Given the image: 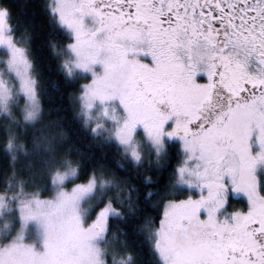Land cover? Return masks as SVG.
Masks as SVG:
<instances>
[{"label":"snow or ice","instance_id":"6c2138e0","mask_svg":"<svg viewBox=\"0 0 264 264\" xmlns=\"http://www.w3.org/2000/svg\"><path fill=\"white\" fill-rule=\"evenodd\" d=\"M16 7L0 264H264V0H41L47 65Z\"/></svg>","mask_w":264,"mask_h":264},{"label":"trees","instance_id":"16d2710c","mask_svg":"<svg viewBox=\"0 0 264 264\" xmlns=\"http://www.w3.org/2000/svg\"><path fill=\"white\" fill-rule=\"evenodd\" d=\"M15 8L17 21L22 27H31L35 32L34 49L35 56L39 60H43L47 65L49 63V52L45 47L44 34L40 28L42 19L39 5L41 0H12ZM23 5V7H21ZM47 78L50 84L49 91L46 97L47 106L52 109L53 118L63 116L66 118L67 125L73 132L78 128V124L73 119V114L68 108L66 98H61V88L59 87V76L56 71L55 62H51L50 70L47 71ZM60 108L61 111L56 110ZM144 259L148 257L145 255Z\"/></svg>","mask_w":264,"mask_h":264}]
</instances>
